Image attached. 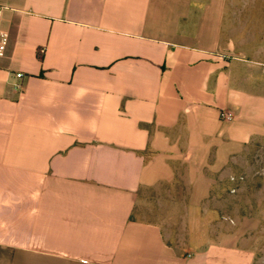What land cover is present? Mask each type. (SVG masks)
<instances>
[{"label": "crops", "instance_id": "1", "mask_svg": "<svg viewBox=\"0 0 264 264\" xmlns=\"http://www.w3.org/2000/svg\"><path fill=\"white\" fill-rule=\"evenodd\" d=\"M0 5V264H264V176L248 214L203 219L264 149V28L226 27L234 0Z\"/></svg>", "mask_w": 264, "mask_h": 264}, {"label": "rangeland", "instance_id": "2", "mask_svg": "<svg viewBox=\"0 0 264 264\" xmlns=\"http://www.w3.org/2000/svg\"><path fill=\"white\" fill-rule=\"evenodd\" d=\"M235 8L231 9L226 18V27H233L235 35H248V30L255 28V31H261L264 28V8L251 9L248 5L252 0H234ZM259 5L264 0H256ZM264 176V149H257L256 152L248 154V149L234 160L226 171L220 174L212 188L210 198L206 201V207L215 210V214L205 216L206 227L214 225V219L217 217L243 216L248 214V201L254 193L262 191L263 184L261 179ZM178 191L185 192L186 186L176 187ZM175 187H170L166 192L172 193ZM141 216H147L143 209ZM202 218V216L197 217ZM173 231V240L184 242L192 236L204 237L209 232L206 227L193 231L183 230L181 226H176ZM191 229V226L189 227ZM212 229V227L210 228ZM209 234V233H208Z\"/></svg>", "mask_w": 264, "mask_h": 264}, {"label": "built area", "instance_id": "3", "mask_svg": "<svg viewBox=\"0 0 264 264\" xmlns=\"http://www.w3.org/2000/svg\"><path fill=\"white\" fill-rule=\"evenodd\" d=\"M4 15V7L0 5V58L5 56L6 49L9 43V33L2 28V19ZM18 77H22L21 73L17 74ZM16 88H20V85L17 84ZM233 117L232 113L228 110H224L221 113V118L224 120H231Z\"/></svg>", "mask_w": 264, "mask_h": 264}]
</instances>
